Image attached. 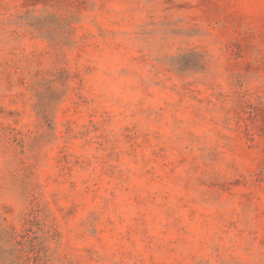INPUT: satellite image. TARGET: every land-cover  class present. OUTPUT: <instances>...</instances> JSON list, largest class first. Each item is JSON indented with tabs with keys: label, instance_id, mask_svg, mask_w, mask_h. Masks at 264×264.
Segmentation results:
<instances>
[{
	"label": "rangeland",
	"instance_id": "rangeland-1",
	"mask_svg": "<svg viewBox=\"0 0 264 264\" xmlns=\"http://www.w3.org/2000/svg\"><path fill=\"white\" fill-rule=\"evenodd\" d=\"M0 264H264V0H0Z\"/></svg>",
	"mask_w": 264,
	"mask_h": 264
}]
</instances>
